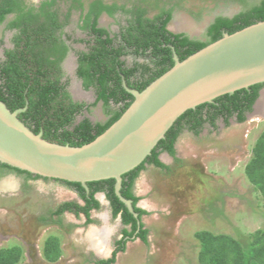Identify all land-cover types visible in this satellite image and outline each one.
<instances>
[{"label":"trees","instance_id":"obj_1","mask_svg":"<svg viewBox=\"0 0 264 264\" xmlns=\"http://www.w3.org/2000/svg\"><path fill=\"white\" fill-rule=\"evenodd\" d=\"M83 2L44 0L35 7L28 5L26 0H0V26L12 16L4 29V32H11L12 35L11 48L4 49L3 58L0 59V101L11 112L26 107L18 118L31 131L35 134L42 131L46 141L71 147L92 142L117 121L133 102V96L122 87L123 78L129 88L142 91L174 65L171 47L182 61L220 39L223 32L232 34L264 20L262 0L232 19L216 18L207 30V39L199 41L169 32L166 27L171 19L170 12H162L150 19L144 17L146 11L141 9L131 12L132 17L126 19V25L121 26L118 21L119 30L111 32L98 26L100 16L105 13L113 17L119 10L129 12L115 4L107 5L102 0H93L83 14ZM77 11L81 23L78 29L85 34L83 39H72V35L65 31ZM2 44L1 39L0 47ZM73 44H83L85 50H75ZM70 51L77 55L76 77L81 81L83 90L92 89L95 93V101L88 106L102 103L107 116L103 123H92L83 114V110L89 107L72 99L68 88L70 82L64 78L62 67ZM129 57L133 58L130 64L127 61ZM140 58H143L141 62L136 61ZM263 87L264 83L254 85L248 90L221 96L213 104H203L185 112L167 131L165 138L158 142L151 155L136 169L122 176L120 193L132 201L138 219L115 195L114 179L87 183L88 193L79 183L55 180L74 190L83 204L65 202L41 221L60 225L62 215L72 213L76 217L83 216L86 225L93 223L91 212L100 209L96 194L103 193L109 202L112 217L119 216L122 224L129 228L122 230V238L116 242L112 256L97 264H114L116 256L125 252L127 243L136 239L148 245L149 229L141 222L148 212L138 206L141 199L133 191L141 172L148 165L168 173L170 168L160 161L159 156L167 153L175 158V143L183 130L197 136L207 124L215 128L219 118L223 119L225 125L233 116L238 122H243L245 113L251 110ZM78 117H81L79 121ZM0 168L25 174L28 179H41L7 165L0 164ZM244 173L264 202V130L255 141ZM194 237L199 243L198 264H264V228L252 233L246 246L239 239L206 230L195 233ZM60 244L56 236H49L43 242L42 255L47 262L55 263L61 258ZM134 258H129V262ZM22 259L23 250L19 246L0 249V264H20Z\"/></svg>","mask_w":264,"mask_h":264},{"label":"rangeland","instance_id":"obj_2","mask_svg":"<svg viewBox=\"0 0 264 264\" xmlns=\"http://www.w3.org/2000/svg\"><path fill=\"white\" fill-rule=\"evenodd\" d=\"M42 1L26 0L31 6ZM168 1L160 0V3L167 5ZM61 7L65 8V5L61 4ZM174 8L170 31L186 33L202 41L206 40V28L216 14L233 16L241 11L238 3L212 4L201 3V0H183ZM11 18L9 16L0 26V40H3L0 59L3 50L11 48L12 33L4 32ZM77 23V17H74L65 30L72 37L82 39L84 34ZM100 25L114 32L118 30V25L105 15L101 17ZM74 47L85 50L83 44ZM74 68L75 61L70 55L64 63L67 75L64 78L71 81L68 88L76 99L93 103L90 91H80ZM84 116L92 122L107 120L101 103ZM243 125L233 123L228 128L220 127L218 132L205 129L198 136L184 131L176 141L175 158L167 157L168 173L155 167L141 172L135 182L134 194L141 199L138 206L148 212L143 218L149 229L148 245L139 239L129 242L125 252L116 256V264H198L199 243L195 233L206 230L226 234L246 246L249 236L264 228V202L244 173L255 141L264 130V118H250ZM29 184L20 175H0V249L19 246L23 250L20 264H95L84 254L92 244L85 238L101 233L107 226L110 234L107 256L110 255L123 226L119 219L111 217L103 195H97L100 209L91 213L94 223L86 225L83 217L69 214L65 218L63 215L60 230L54 225H44L41 219L62 202L80 201L76 193L49 180L39 179ZM66 233H72L73 239L79 238L83 249L76 250L74 241L68 240ZM49 236H56L62 245V257L55 263H48L42 255L43 242ZM131 257L135 260L129 262Z\"/></svg>","mask_w":264,"mask_h":264},{"label":"water","instance_id":"obj_3","mask_svg":"<svg viewBox=\"0 0 264 264\" xmlns=\"http://www.w3.org/2000/svg\"><path fill=\"white\" fill-rule=\"evenodd\" d=\"M171 51L174 65L142 91L122 79L133 102L101 135L80 147L46 141L42 131L35 134L19 120L26 107L11 112L0 101V164L42 179L79 183L86 193L87 183L114 179L115 195L138 219L132 201L120 193L122 176L151 155L185 112L264 83V20L232 34L223 32L182 61Z\"/></svg>","mask_w":264,"mask_h":264},{"label":"flooded vegetation","instance_id":"obj_4","mask_svg":"<svg viewBox=\"0 0 264 264\" xmlns=\"http://www.w3.org/2000/svg\"><path fill=\"white\" fill-rule=\"evenodd\" d=\"M44 1V0H43ZM42 1V2H43ZM84 2H83V4H84V6H83V14H85L87 11H88V9H89V3L91 2V1H93V0H83ZM103 1V3H105V4H107V5H113V4H115V5H117L118 7H123V9L125 10V11H128L129 13H124V11H121V10H119L113 17H109L107 14H105V13H103L101 16H100V18H99V20H98V26L99 27H102L101 25H100V19H101V17L103 16V15H105V16H107L108 18H110V19H112L114 22H115V24L116 25H118V30H119V27H120V25L121 26H124V25H126V19H129V18H131L132 17V14H131V12L133 11V10H135V9H141V10H145L146 12H145V14H144V17L145 18H150V19H153V18H155L156 16H158L160 13H162V12H170V14H171V19H170V21H169V23L167 24V30L169 31V32H171V33H173V34H183V35H185L186 37H188L190 40H199V39H195V38H192V37H190V36H188L186 33H174V32H172V31H170V29H169V24L173 21V18H174V10H175V8L174 7H177V4H180V2H183V0H169L168 1V3H167V5H165L164 3H160V0H124L125 2H119L118 0H102ZM123 1V0H122ZM262 0H201V3H206V2H211L212 4H216L217 2H222V3H229V2H231V3H238L239 4V6L241 7V11L239 12V13H241L242 11H244L245 9H247V8H249V7H251V6H254V5H257V4H259L260 2H261ZM41 2H39L37 5H35V7H37L39 4H40ZM205 6V5H204ZM205 7H208V6H205ZM239 13H237V14H235V15H233V16H228V15H224V14H216L215 16H214V18L212 19V21L208 24V26H207V28H206V32H205V36H206V33H207V30H208V28H209V26L216 20V18H218V17H221V18H228V19H232L233 17H235L236 15H238ZM79 15H80V13H79V11H77V12H75L74 14H73V16L71 17V21L73 20V18L74 17H77V24H78V27H79V25L81 24L80 22H79V20H78V17H79ZM120 22V25L117 23V22ZM69 26V25H68ZM67 28V27H66ZM104 28H106V29H108L107 27H104ZM109 31H111V32H114V31H112V30H110V29H108ZM117 30V31H118ZM66 31V30H65ZM84 34V33H83ZM83 38H85V34H84V37H82V39ZM72 39H79V38H74V37H72ZM206 39H207V36H206ZM199 41H202V40H199ZM74 45L75 44H73V48L75 49V47H74ZM85 47V46H84ZM76 50V49H75ZM70 55L74 58V61H75V68H74V75H75V77H76V70H77V55H76V53L75 52H73V51H70L69 53H68V55H67V57L65 58V60H64V62H63V64H62V67H63V71H64V63L67 61V59H68V57H70ZM142 59L143 58H140V59H137L136 61H138V62H141L142 61ZM132 60H133V58L132 57H129V58H127V61H128V63L130 64V63H132ZM64 75L65 76H67L66 75V73H65V71H64ZM76 79H77V77H76ZM77 81H79V80H77ZM70 83H71V81H70ZM72 84H70V86H71ZM75 87V86H74ZM74 87H72V88H74ZM69 91H71L70 89H69ZM91 93H92V95H93V100L95 101V99H96V97H95V93H94V91L92 90V89H90L89 90ZM264 93V87L263 88H261L260 90H259V93H258V97H257V99L255 100V102H254V104L252 105V108H251V110L249 111V112H247V113H245V120L243 121V122H238L237 121V119H236V117L235 116H233L230 120H229V123H228V125H225V123H224V121H223V119L222 118H219L218 119V121H217V123H216V127L215 128H212L210 125H205L204 126V129L202 130V132L201 133H203L204 131H205V129H208L209 131H211V132H215V131H219V128L220 127H222V128H228V127H230L233 123L234 124H237V125H243V124H245L246 123V121H248L250 118L251 119H263L264 118V104L262 105L263 107L261 108V109H257V104H258V102H259V100L261 99V97H262V94ZM72 95V94H71ZM83 103H85L86 104V107H89L88 105H90V104H92V103H88V102H83ZM99 103H101V102H99ZM98 104V103H97ZM101 105H102V103H101ZM91 108L92 107H89V108H87L88 109V111H87V109H84L83 110V114L85 115H87L89 112L91 113ZM95 123V122H94ZM222 124V125H221ZM244 126V125H243ZM184 131H187V130H183L182 131V133L184 132ZM191 133V132H190ZM200 133V134H201ZM199 134V135H200ZM261 134V133H260ZM181 135V134H180ZM179 135V136H180ZM198 136V135H197ZM177 141V140H176ZM175 146H176V143H175ZM175 152H176V149H175ZM162 154H164V153H162ZM162 154H160V156L162 155ZM160 156H159V159H160ZM169 156V155H168ZM169 157H171V156H169ZM146 168H150V166H146ZM245 168V167H244ZM5 173H7V174H15V175H20V176H22L23 177V180L25 181V183L27 182L28 183V185H30L29 184V182L31 183V181H36V180H33V179H28L27 177H26V175L25 174H17L16 172H13V171H10V170H6V169H2V168H0V175H3V174H5ZM37 180H39V179H37ZM41 180H43V181H54V180H50V179H48V180H44V179H42L41 178ZM55 182V181H54ZM68 188V187H67ZM134 188H135V184H134V187H133V191H134ZM70 189V188H69ZM70 190H72V189H70ZM74 193H76L74 190H72ZM100 193H98V194H96V199H97V195H99ZM101 194H103V193H101ZM76 195H77V193H76ZM104 195V194H103ZM77 197H78V195H77ZM78 199L80 200V201H76V200H70V201H65V202H75V203H78V204H80V205H82L83 204V202H82V200L78 197ZM104 199L106 200V198H105V195H104ZM98 200V199H97ZM99 201V200H98ZM107 201V200H106ZM65 202H62V203H60V204H58L52 211H55L56 210V208L58 207V206H60L61 204H63V203H65ZM81 202V203H80ZM108 202V201H107ZM100 203V202H99ZM108 204H109V202H108ZM100 207H101V205H100ZM109 207H110V205H109ZM110 209V214H111V208H109ZM94 211H97V210H94ZM51 212V211H50ZM50 212H49V214H50ZM93 212V211H92ZM91 212V213H92ZM73 215L74 217H76L74 214H72V213H64L63 215H64V217L66 216V215ZM62 215V216H63ZM91 216H92V214H91ZM47 217H49V215H47V216H45V217H43V218H47ZM81 217H83V216H79V217H76V218H81ZM111 217H112V214H111ZM119 217V216H118ZM66 218V217H65ZM84 218V217H83ZM120 218V217H119ZM85 219V218H84ZM115 219V218H114ZM142 222H143V217H142ZM84 222H86V220H84ZM94 222V221H93ZM44 223V222H43ZM122 223V222H121ZM144 223V222H143ZM44 225H46V226H50V227H52L50 224H47V223H44ZM123 225V224H122ZM55 227H57V228H59L60 230H61V227H60V225L58 226V225H54ZM124 226V225H123ZM124 228L125 229H128L129 227H127V226H124ZM122 230L123 229H121V232H120V239L122 238ZM70 236V233H66V237L68 238ZM119 239V240H120ZM118 240V241H119ZM117 242V241H116ZM116 242L114 243V247H116ZM24 244H26L25 243V241H24ZM61 249H62V245H61ZM87 250H88V248H87ZM115 250V249H114ZM113 250V251H114ZM113 251H112V253H113ZM112 253H111V256H112ZM120 254V253H119Z\"/></svg>","mask_w":264,"mask_h":264},{"label":"crops","instance_id":"obj_5","mask_svg":"<svg viewBox=\"0 0 264 264\" xmlns=\"http://www.w3.org/2000/svg\"><path fill=\"white\" fill-rule=\"evenodd\" d=\"M167 157L169 158V156L167 155V154H162L161 156H160V161L164 164V165H166V166H168L167 164H166V161H167ZM150 167H153V166H150ZM147 170H149L148 168H146L144 171H147ZM107 202V201H106ZM107 204H108V202H107ZM109 205V204H108ZM110 210V209H109ZM98 211V210H97ZM91 218H92V220L94 221V219H93V217L91 216ZM144 218V217H143ZM115 219H119V222H120V224L122 225V223H121V219L119 218V217H117V218H115ZM85 223V222H84ZM94 223V222H93ZM90 224H92V223H90ZM89 225V224H88ZM123 226V225H122ZM122 229H124V226H123V228ZM102 230V232L101 233H99V234H96L95 235V233H94V235L93 234H90L89 235V237H86L85 239L87 240V241H91V246L90 247H88V252H83L84 254H85V256H86V258H87V260H90V258H91V260H93L94 261V263L95 264H97L99 261H102V260H108L110 257H111V253H112V251L115 249V247L113 248V250L111 251V253H110V255H108L107 256V250H108V248H107V243H108V235H110L109 234V231H108V228H107V226H105L104 228H102L101 229ZM99 235V236H98ZM73 237V235H72V233H70V236L68 237L69 239L68 240H70V241H74V243H75V248H76V250L77 249H83V248H81V246H80V244H81V241L79 240V238H76V239H73L72 238ZM95 238H97V239H95ZM95 239V240H94ZM60 241V240H59ZM60 243H61V241H60ZM82 243H83V240H82ZM97 243V244H96ZM129 243V242H128ZM127 243V244H128ZM61 245V244H60ZM79 249V250H80ZM62 250V249H61ZM88 253V254H87ZM106 254V255H105ZM84 256V257H85ZM103 256V257H102ZM61 257H62V255H61ZM100 257L102 258V259H100ZM75 258V257H74ZM75 260H77V257L75 258ZM116 262H117V260H116ZM116 262L114 263V264H116ZM49 263V262H48Z\"/></svg>","mask_w":264,"mask_h":264},{"label":"bare ground","instance_id":"obj_6","mask_svg":"<svg viewBox=\"0 0 264 264\" xmlns=\"http://www.w3.org/2000/svg\"><path fill=\"white\" fill-rule=\"evenodd\" d=\"M264 104V93L262 94V97H261V99L259 100V102H258V104H257V109L259 110V109H261Z\"/></svg>","mask_w":264,"mask_h":264},{"label":"clouds","instance_id":"obj_7","mask_svg":"<svg viewBox=\"0 0 264 264\" xmlns=\"http://www.w3.org/2000/svg\"><path fill=\"white\" fill-rule=\"evenodd\" d=\"M164 154H167V153H164ZM168 155V154H167ZM99 195H102V194H99ZM104 197V196H103ZM140 208H142V207H140ZM143 209V208H142ZM141 222H142V220H141Z\"/></svg>","mask_w":264,"mask_h":264}]
</instances>
